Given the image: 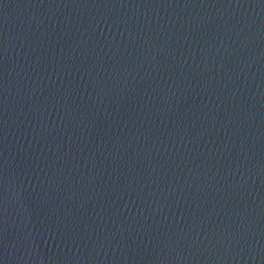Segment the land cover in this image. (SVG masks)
<instances>
[{"label":"water","instance_id":"water-1","mask_svg":"<svg viewBox=\"0 0 264 264\" xmlns=\"http://www.w3.org/2000/svg\"><path fill=\"white\" fill-rule=\"evenodd\" d=\"M0 264H264V0H0Z\"/></svg>","mask_w":264,"mask_h":264}]
</instances>
